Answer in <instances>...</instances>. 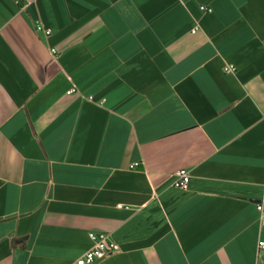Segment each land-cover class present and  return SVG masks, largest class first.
<instances>
[{"label":"crops","instance_id":"crops-1","mask_svg":"<svg viewBox=\"0 0 264 264\" xmlns=\"http://www.w3.org/2000/svg\"><path fill=\"white\" fill-rule=\"evenodd\" d=\"M261 200L264 0H0V264H264Z\"/></svg>","mask_w":264,"mask_h":264},{"label":"built area","instance_id":"built-area-1","mask_svg":"<svg viewBox=\"0 0 264 264\" xmlns=\"http://www.w3.org/2000/svg\"><path fill=\"white\" fill-rule=\"evenodd\" d=\"M15 4H20L22 0H13ZM202 12H211V8H207L204 6L199 7ZM34 30L37 34H41L44 37H48L51 34L49 28L45 27L40 20L36 19L33 23ZM198 30V27L195 26L191 32H195ZM54 53V50H52ZM224 73L230 74L236 71V67L233 64H225L222 68ZM76 88H70L66 93L72 94L75 93ZM139 166L138 163H134L131 165V168ZM189 182V174L186 170H179L175 173V180L173 185L175 187L181 188L183 190L188 188ZM256 210L259 212L260 220L264 221V200H261L256 205ZM89 239L91 242V246L88 250H86L74 264H92L94 261L102 259L109 253H113L118 251V245L107 235L103 233H89ZM258 249L264 250V241H259L257 244Z\"/></svg>","mask_w":264,"mask_h":264}]
</instances>
